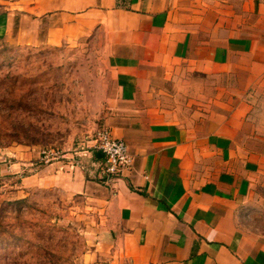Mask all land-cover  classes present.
<instances>
[{
    "label": "crops",
    "instance_id": "crops-1",
    "mask_svg": "<svg viewBox=\"0 0 264 264\" xmlns=\"http://www.w3.org/2000/svg\"><path fill=\"white\" fill-rule=\"evenodd\" d=\"M89 36L99 39L112 90L103 125L126 145L131 169L106 187L97 153L13 163L16 199L81 198L84 264H264V232L240 221L264 157L239 143L245 93L264 90V0H32L12 43ZM180 65L218 82L217 110L194 118L170 104L166 84Z\"/></svg>",
    "mask_w": 264,
    "mask_h": 264
},
{
    "label": "rangeland",
    "instance_id": "rangeland-1",
    "mask_svg": "<svg viewBox=\"0 0 264 264\" xmlns=\"http://www.w3.org/2000/svg\"><path fill=\"white\" fill-rule=\"evenodd\" d=\"M31 2L0 0V166L7 167L0 169V264H84L90 222L83 217L81 198L65 200L57 192L39 191L16 199L18 178L11 165L40 162L42 150L70 162L80 153L87 155L95 132L104 127L111 84L98 38L51 47L12 43L26 29ZM187 68H174L165 90L180 114L202 118L217 110L212 99L218 82ZM234 82L228 73V109L235 103L230 90ZM245 102L239 143L264 157V90H248ZM19 167L18 174L25 175L28 167ZM262 171L240 209L242 226L259 232H264Z\"/></svg>",
    "mask_w": 264,
    "mask_h": 264
},
{
    "label": "built area",
    "instance_id": "built-area-1",
    "mask_svg": "<svg viewBox=\"0 0 264 264\" xmlns=\"http://www.w3.org/2000/svg\"><path fill=\"white\" fill-rule=\"evenodd\" d=\"M90 155L99 154L103 159L102 164L97 168V178L104 186H109L115 178L129 172L132 165V158L128 154L126 145L120 139L113 138L107 128L98 129L91 144L84 152ZM57 159V153L52 150H42L40 160L50 162Z\"/></svg>",
    "mask_w": 264,
    "mask_h": 264
},
{
    "label": "water",
    "instance_id": "water-1",
    "mask_svg": "<svg viewBox=\"0 0 264 264\" xmlns=\"http://www.w3.org/2000/svg\"><path fill=\"white\" fill-rule=\"evenodd\" d=\"M98 156L100 157V155L98 154Z\"/></svg>",
    "mask_w": 264,
    "mask_h": 264
}]
</instances>
